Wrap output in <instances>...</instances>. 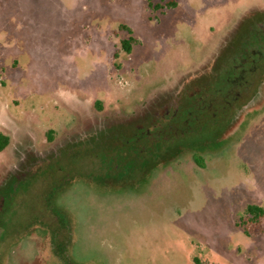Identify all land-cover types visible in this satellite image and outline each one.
<instances>
[{"label": "rangeland", "instance_id": "obj_1", "mask_svg": "<svg viewBox=\"0 0 264 264\" xmlns=\"http://www.w3.org/2000/svg\"><path fill=\"white\" fill-rule=\"evenodd\" d=\"M259 26L264 0H0V191L30 180L0 223V264H264V218L246 213L264 208V69L215 125L112 152ZM84 143L109 147V171Z\"/></svg>", "mask_w": 264, "mask_h": 264}, {"label": "trees", "instance_id": "obj_2", "mask_svg": "<svg viewBox=\"0 0 264 264\" xmlns=\"http://www.w3.org/2000/svg\"><path fill=\"white\" fill-rule=\"evenodd\" d=\"M168 7H175L176 3L175 2H168L167 3ZM124 29L129 33L130 37L128 39V41L122 42V49L124 52L129 53L130 52V44H135L137 43V40L134 39L131 34L132 31L127 28L124 27ZM259 44V43H257ZM117 55L114 54V57H116ZM260 57V58H258ZM241 68V67H240ZM264 69V51L262 52V54L259 56H257V61H256V71L254 75H249L248 77H245V79H247V91L250 90V86L253 85V82L255 80V78L259 75V73H261L260 71H262ZM239 63L236 62H232L230 63V67L229 69H227L225 72H217L216 78H214L212 80L211 87L212 88H217L218 84H216V81H219L221 77H224L225 80V85L230 84V81L233 79H237L239 77V75H242L243 72H239ZM251 76V77H250ZM250 77V78H249ZM242 80L244 81V79H240L238 78V82H242ZM243 84H241L242 86ZM203 92V90H198L196 92H194L196 94V96H191V98L189 99V102L185 105H181V108H177V111L175 113L179 114V122H182V124L185 123V120L187 119V117L189 116V114L193 113V114H200L201 112L203 113H208V114H215V117L212 116H208L207 120L205 121H201L198 122V125L196 127H193L194 131L198 130V129H202L204 126H213L217 123V121H219V118L221 117L222 112L225 109H229V106H220V105H213L210 103H207L206 100H201V97L203 96V94L201 93ZM233 108V107H232ZM174 112L172 113H164V115H162V119L161 120H157L156 122L154 121L152 124H150L147 127H140L134 130V133H131L130 135H128L127 137H121L115 138V142L112 140V142H114L112 145V152L115 153V157L118 159L117 164H120V159H123L121 157V155H124L127 150L128 151H135V153H146L147 156H149L150 154H152L153 152H158V150H164V144L168 143V141L171 138H176L177 137V133H174V131H172V127H171V116L174 115ZM178 122V121H177ZM194 124H196L195 122H193ZM192 129V127H191ZM191 129L186 130V133L191 132V134L196 133L194 131H192ZM188 131V132H187ZM183 135V134H182ZM181 135V136H182ZM184 137V136H182ZM106 140V139H105ZM142 141V142H140ZM107 144V143H106ZM8 145V138L6 136H4L3 134L0 133V151H2L4 148H6ZM104 146V145H103ZM102 146V147H103ZM138 146H140L138 148ZM92 143H88L87 145L84 143V148L88 150V152H91L96 158H98L99 160L102 161V163L106 164L107 169H105V171H109V167L110 165L114 162V159H109V147H106V145L102 148L101 150L98 152H92ZM123 148V150L121 149ZM90 149V150H89ZM108 149V150H107ZM119 149V150H116ZM116 150V151H115ZM82 155V154H81ZM30 180H26V179H22V181H18L17 179L13 180V183L11 182V185L9 184L8 186H6L3 190L0 191V194L3 196L2 199H7L8 205L11 201V197L14 194L18 193V190L27 188V186L29 185ZM2 191H5V193H7V197L4 196V194H2ZM4 202H2L3 204ZM1 204V203H0ZM246 213L248 215L251 216L252 220L255 221L256 223L259 222V220L261 218H264V208L260 207L258 205H248L246 207ZM244 233L246 234V230H244Z\"/></svg>", "mask_w": 264, "mask_h": 264}, {"label": "flooded vegetation", "instance_id": "obj_3", "mask_svg": "<svg viewBox=\"0 0 264 264\" xmlns=\"http://www.w3.org/2000/svg\"><path fill=\"white\" fill-rule=\"evenodd\" d=\"M260 27L261 26H259V31L263 33L261 34L262 35L261 40L256 41L255 39H253L254 36L258 37L257 32L253 31L251 33V36L248 37V41L243 42V43L240 42L241 45H239V47L234 52L235 53L234 59L232 61L234 63L236 62L239 63V70H240L239 72H243V74L239 75L238 78L244 79V81L242 80V82L240 83L238 82V78L237 79L235 78L230 81V84H227V85L218 84V87L215 89L211 87V84H209L207 87H204L203 89H201L203 90V92H201L203 94V96L201 97V100H206L207 103H210L213 105H220L223 107L235 106L239 101L242 100L243 93L247 91L246 85L248 84L247 83L248 80L245 79V77H248V74L249 75L255 74L257 56L258 55L260 56L262 52L264 51V29L262 30ZM241 84L243 85L241 86ZM174 111L176 112L177 108H175ZM175 112H174V115L171 116L172 118L171 127L173 129L172 131H174V133H177L176 135L179 134L180 136L182 134H183L182 136L190 135L191 132L190 134L188 131H187L188 133H186V130L191 129L192 127L191 130L194 131L193 127H196L198 125V122L207 120L208 116H212V117L216 116L215 114H208V113H203V112H201L200 114L191 113L185 120V123L182 124V122H179V114ZM193 122H195L196 124H194ZM196 131L198 130H195L194 132ZM139 147L140 146H138V148ZM29 185L27 186V188L29 187ZM27 188L21 189L20 192L26 191ZM17 196H18V193L14 194L11 197V201L9 203L10 206L8 205L5 208H2L0 204V223L1 225L6 224L7 221L12 217L11 204L13 203V201L15 200Z\"/></svg>", "mask_w": 264, "mask_h": 264}]
</instances>
